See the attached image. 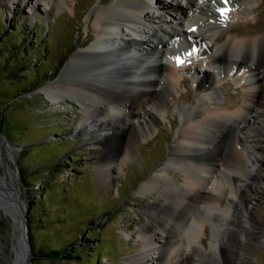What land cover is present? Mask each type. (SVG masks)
I'll return each instance as SVG.
<instances>
[{
	"label": "bare ground",
	"instance_id": "6f19581e",
	"mask_svg": "<svg viewBox=\"0 0 264 264\" xmlns=\"http://www.w3.org/2000/svg\"><path fill=\"white\" fill-rule=\"evenodd\" d=\"M76 1L47 3L50 11L67 6L72 15L80 16L81 12L75 11ZM88 1L82 0L83 11ZM151 3L160 14H154ZM260 3L264 0H228L227 5L221 0H184V4L168 5L162 0H99L83 22L87 33L80 44L100 36L107 49L101 51L95 42L85 44L45 89L52 100L67 96L77 101L85 121L81 126L91 123L94 129L104 131L102 150L107 157H116L120 143L128 159L135 156L141 139L156 132L161 117L181 97L178 88L188 83L182 75L186 72L192 77L198 97L190 105H173L180 121L173 134L175 141L159 170L137 189L153 200L146 208V221L138 227L142 252L130 260L131 264H147L150 249L155 264H218L211 250L197 244L201 236L195 226L200 224L205 232L209 221L206 210L216 211L213 221L223 222L229 210L230 218H237L236 223L220 222L219 227H225L213 243L218 244L224 264H237L247 248L253 250L264 243V227L246 204L248 196L257 192L254 182H261L264 157L253 155L251 149L260 146L244 132L250 122L264 116V21L261 15H256V20L246 15ZM220 8L228 9L226 15L218 11ZM164 10L169 16L165 20L161 17ZM176 13L182 14L184 25L175 21ZM243 15L245 24L237 23ZM155 18L158 22L151 26L144 23ZM114 25L128 27L145 39L115 44L105 36ZM153 53L159 62L151 59ZM176 56L184 61L181 66L173 59ZM190 63L199 66L202 75L193 74ZM227 82L242 88L240 99L230 104L225 103L227 95L221 89ZM202 98L210 101L209 105ZM145 105L150 108L144 109ZM4 155L6 160L10 158L7 152ZM170 168L182 171L183 182L171 177ZM6 171L11 173L9 168ZM224 190L238 201L228 198L222 204ZM13 191H17L15 185ZM0 205L5 206L2 200ZM18 212L15 220L20 217ZM170 249L178 262L169 259Z\"/></svg>",
	"mask_w": 264,
	"mask_h": 264
},
{
	"label": "rangeland",
	"instance_id": "374dc122",
	"mask_svg": "<svg viewBox=\"0 0 264 264\" xmlns=\"http://www.w3.org/2000/svg\"><path fill=\"white\" fill-rule=\"evenodd\" d=\"M48 1L0 0V184L5 182L2 155L7 152V167L27 210V222H32L31 228L27 225L34 244L32 264H131L130 260L142 252L138 227L146 221V208L153 200L149 194L139 193L138 186L159 170L175 141L173 134L180 121L173 107L190 105L198 96L192 77L185 72L182 77L188 81L187 87L179 86L181 97L161 117L156 132L137 143L133 158L127 159L118 143V153L110 159L102 150L104 131L94 129L91 123L81 126L84 117L77 101L67 96L52 100L45 91L72 54L85 45L80 44L87 33L83 22L99 0L88 1L86 11L80 7L82 0L76 1L75 11L81 12L80 16L72 15L67 6L50 11ZM162 1L167 5L184 4V0ZM260 4L246 15L255 17L253 20L261 15L264 21V3ZM150 5L154 14H160L155 4ZM166 11L161 16L164 20L169 17ZM182 19L177 17L175 21L184 25ZM245 19L243 15L236 22L245 24ZM156 22L158 18L151 23L144 21L150 26ZM189 66L193 74L202 75L203 70L195 63ZM221 89L227 95V104L239 100L242 94V88L237 89L233 82ZM202 100L209 105L210 101ZM219 101L224 104L223 98ZM244 132L260 146L251 149L253 155L264 157V116L250 122ZM260 172L261 182H254L257 192L248 196L246 204L264 227V166ZM169 174L183 182L180 169L170 168ZM229 193L222 192V204L228 198L238 201ZM202 211L204 208L199 209ZM214 212L206 210L209 221L205 232L200 224L195 226L201 240L194 238V242L211 250V257L224 264L218 244L213 243L225 226L219 227L220 220L213 221ZM228 212L222 223H236L237 218H230L231 210ZM19 245L12 235V219L0 206V264H14ZM152 251H148L147 264H155ZM169 251V259L178 262L175 253ZM246 251L237 264H264V243Z\"/></svg>",
	"mask_w": 264,
	"mask_h": 264
},
{
	"label": "water",
	"instance_id": "95a60500",
	"mask_svg": "<svg viewBox=\"0 0 264 264\" xmlns=\"http://www.w3.org/2000/svg\"><path fill=\"white\" fill-rule=\"evenodd\" d=\"M6 161V156L3 154L2 165L5 182H1L0 184V200H2V203L5 205L4 207L2 206V208L12 219V235L20 241L19 250L15 252L14 264H32V249L27 226V210L17 191V194L13 191V185H17L12 174L10 173L7 175L6 170L9 167H7ZM17 210L20 212V217L15 220Z\"/></svg>",
	"mask_w": 264,
	"mask_h": 264
},
{
	"label": "snow or ice",
	"instance_id": "6c2138e0",
	"mask_svg": "<svg viewBox=\"0 0 264 264\" xmlns=\"http://www.w3.org/2000/svg\"><path fill=\"white\" fill-rule=\"evenodd\" d=\"M222 2L225 5L228 4V0H222ZM218 11H220L222 15H226L228 9L227 8H220V9H218ZM191 54H192L191 52L188 53V55H191ZM173 59H175L177 66H181L184 63V61L179 56L173 57Z\"/></svg>",
	"mask_w": 264,
	"mask_h": 264
},
{
	"label": "trees",
	"instance_id": "16d2710c",
	"mask_svg": "<svg viewBox=\"0 0 264 264\" xmlns=\"http://www.w3.org/2000/svg\"><path fill=\"white\" fill-rule=\"evenodd\" d=\"M8 40H12V38H7ZM62 67V64L59 66V68H58V70L60 69ZM29 83H31V82H29ZM25 85L27 84V83H24ZM32 207L33 206H30V209H29V211H28V213L30 214L31 213V211H32ZM28 214V217H30V215ZM29 222H27V225L31 228V220L29 219L28 220ZM29 241H30V246H31V249L34 251V244H33V237H32V235H31V232H29Z\"/></svg>",
	"mask_w": 264,
	"mask_h": 264
}]
</instances>
